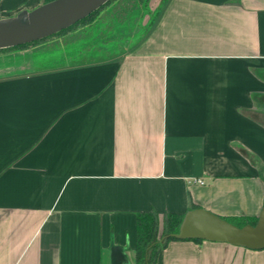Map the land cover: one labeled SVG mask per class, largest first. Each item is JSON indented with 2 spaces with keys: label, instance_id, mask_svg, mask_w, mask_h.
Here are the masks:
<instances>
[{
  "label": "crops",
  "instance_id": "obj_1",
  "mask_svg": "<svg viewBox=\"0 0 264 264\" xmlns=\"http://www.w3.org/2000/svg\"><path fill=\"white\" fill-rule=\"evenodd\" d=\"M42 5L0 0V20ZM34 48L0 70V264H135L141 213L259 219L264 0H165L99 62L24 60ZM156 264H264V250L174 241Z\"/></svg>",
  "mask_w": 264,
  "mask_h": 264
},
{
  "label": "water",
  "instance_id": "obj_2",
  "mask_svg": "<svg viewBox=\"0 0 264 264\" xmlns=\"http://www.w3.org/2000/svg\"><path fill=\"white\" fill-rule=\"evenodd\" d=\"M112 0H55L33 11L0 20V51L56 36L87 19ZM178 241L225 243L252 251L264 250V208L256 226L239 228L203 209L185 214Z\"/></svg>",
  "mask_w": 264,
  "mask_h": 264
},
{
  "label": "rangeland",
  "instance_id": "obj_3",
  "mask_svg": "<svg viewBox=\"0 0 264 264\" xmlns=\"http://www.w3.org/2000/svg\"><path fill=\"white\" fill-rule=\"evenodd\" d=\"M164 1L112 0L96 15L63 35L29 47L40 48H34L24 60L49 54L54 55L53 59L61 58L69 52L75 53L73 62L77 63L99 62L118 56L140 40ZM6 52L8 58L0 60V70L6 71L3 74H14L17 61L12 54L15 50Z\"/></svg>",
  "mask_w": 264,
  "mask_h": 264
},
{
  "label": "trees",
  "instance_id": "obj_4",
  "mask_svg": "<svg viewBox=\"0 0 264 264\" xmlns=\"http://www.w3.org/2000/svg\"><path fill=\"white\" fill-rule=\"evenodd\" d=\"M52 1H55V0H44V4L50 3ZM102 9H100V10H102ZM99 11L95 12L90 17L81 21L80 23H78L74 27H76L79 24L87 21L88 19H90L91 17L96 15ZM74 27H72V28H74ZM72 28H70V29H68V30L56 35V36H53L51 38L61 36L64 33L71 30ZM48 39H50V38H48ZM48 39H46V40H48ZM46 40H43L40 42H45ZM40 42L21 46L18 48L2 50L0 52L26 49V48H29L33 45H37ZM184 216L185 215H174V214H166L164 216H160L154 212L139 214L137 217V245H136L135 264H156L159 254L165 248H167V246L171 242L178 241V240L174 239L172 236L179 233V229H180L181 223L184 219ZM228 222H230L231 224H233L239 228H242V227H245L247 225L256 226L258 219H241V220L235 219V220H229ZM195 242H203V241L195 240Z\"/></svg>",
  "mask_w": 264,
  "mask_h": 264
},
{
  "label": "built area",
  "instance_id": "obj_5",
  "mask_svg": "<svg viewBox=\"0 0 264 264\" xmlns=\"http://www.w3.org/2000/svg\"><path fill=\"white\" fill-rule=\"evenodd\" d=\"M192 183L199 184V185H204L205 184L203 181H200V180H195Z\"/></svg>",
  "mask_w": 264,
  "mask_h": 264
}]
</instances>
